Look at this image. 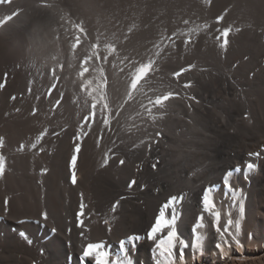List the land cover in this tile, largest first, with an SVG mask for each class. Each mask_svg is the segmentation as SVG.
<instances>
[{"label":"bare ground","instance_id":"obj_1","mask_svg":"<svg viewBox=\"0 0 264 264\" xmlns=\"http://www.w3.org/2000/svg\"><path fill=\"white\" fill-rule=\"evenodd\" d=\"M0 46L28 91L56 85L37 108L52 107L53 122L73 121L80 132H92L101 160L114 150L108 165L119 160L121 167L98 171L107 184L131 176L127 200L82 196L85 232L74 231V207L60 203L41 206L47 224L29 223L27 235L15 222L28 218L21 216L32 203L4 198L0 264H7L9 249L31 258L18 264H81L96 241L111 250L110 261L123 258L125 241L133 264H156L155 244L169 230L156 241L147 233L165 212L189 244L184 264H264V151L251 155L255 125L264 123L251 107L264 108V59L255 75L241 72L264 56V0H0ZM242 78L255 99L237 87ZM237 113L245 115L243 129L234 122ZM9 145L6 154L15 153ZM84 158L77 153L73 159L81 165ZM248 163L255 171L247 172ZM229 172L232 192L224 186ZM208 189L221 229L229 218L240 219L244 205L242 247L227 237L226 257L215 248L214 216L202 207ZM194 228L206 238L202 255L190 247ZM131 236L141 238L134 247L127 245Z\"/></svg>","mask_w":264,"mask_h":264},{"label":"rangeland","instance_id":"obj_2","mask_svg":"<svg viewBox=\"0 0 264 264\" xmlns=\"http://www.w3.org/2000/svg\"><path fill=\"white\" fill-rule=\"evenodd\" d=\"M3 49L0 46V203L4 201V198H15L17 201L32 203L28 209L23 211L21 216V218H28L15 222L22 232L30 230L29 223L33 225L35 222L43 221L47 224L42 219L41 206L67 203L75 209V215L72 217L74 231L85 232L81 223L83 215L79 211L82 196L100 202L127 200L130 197L127 192L130 190L131 176L122 174L121 178L114 181L112 185L107 184L99 176L98 171L121 167L119 160L113 161L110 166L108 165L110 161L107 162V159L111 157L114 150L111 149L106 153V162L101 160L97 152L99 144L92 132H80L79 126L73 121L53 122L55 121V111L51 106L52 109L47 111L42 107L37 108L38 104L44 103L43 98L54 93L56 85L45 86L46 90L43 88L40 90L38 83L36 92H31V89L28 91L27 87L24 86L26 84L21 82L23 79L20 80L22 73L17 78L20 71L17 68L16 71L11 62L8 61L7 64L8 57L5 55L6 52L2 51ZM263 57L258 59L259 62L252 61L253 63L243 67L241 72L249 77L255 75L261 69L260 61L264 59ZM8 65L14 68V71ZM239 83L237 87L243 94L245 93V97L252 98L251 93L246 92L248 89L247 78L240 79ZM38 94V100L32 98ZM28 100L33 104L29 103ZM51 104L53 101H50ZM55 107L57 106L54 103ZM251 107L257 116L261 115L264 121V108H259L258 111L253 104ZM244 119L245 115L243 116L242 113H237L234 118L239 129L245 127ZM255 127L256 130L251 137V142L254 145V151L251 155L264 151V123L258 122ZM103 138L104 134L100 136V139ZM9 144L15 145L16 148L13 146L15 153L6 154V149L10 148ZM77 153H84L85 160L81 165L79 164L80 160L74 162L73 158ZM96 158L99 162H96ZM36 162H40L37 165H41L43 162L44 165L36 167ZM6 192H9L8 197ZM59 231L62 230L59 229ZM22 232L18 233L17 231L16 237L25 241L29 246L32 245L31 240H25L21 236ZM26 234L30 235L29 233ZM78 236L81 237L83 234L78 233ZM95 244L99 245L100 242L96 241ZM4 255L7 264L27 263L31 260L27 254L20 252L19 249H9L8 253H4ZM2 259L0 258L1 261Z\"/></svg>","mask_w":264,"mask_h":264},{"label":"snow or ice","instance_id":"obj_3","mask_svg":"<svg viewBox=\"0 0 264 264\" xmlns=\"http://www.w3.org/2000/svg\"><path fill=\"white\" fill-rule=\"evenodd\" d=\"M247 172L255 171L256 165L251 163L246 164ZM237 173L240 172V168L237 167L235 170ZM232 175L231 172L227 173L224 177V186L228 189L229 192H232V187L229 183V177ZM247 179V174L245 175ZM134 183V182H133ZM234 198H240V192H233ZM202 207L205 212H208L214 216L216 227L215 230L219 234L218 242L215 244V248L220 252L222 257H226L228 252L226 251V247H231L229 243V239L235 243L236 247L239 249L242 247L241 241L238 237L241 235V220L244 218V205L241 202L239 205V213L240 219L236 220L235 223L231 218L227 220V226L221 229V213L216 210V204L213 200L211 189L205 191L202 196ZM46 218V217H45ZM175 220H169L167 212L163 216H158L155 224L152 229L147 233L148 241H156L158 236L163 234L165 230H169V233L163 240L159 239V241L155 244V249L157 250V254L160 259L156 261V264H177L176 260V250L177 245H179V264H184L185 261V253L184 249L189 248V244L187 241L179 237L177 230L175 229ZM199 227V225L197 226ZM234 228V233L230 229ZM194 240L191 243V249L193 253L199 252L201 255L203 254V247L205 243V236L197 234L196 229H193ZM21 236L26 238L25 233H21ZM139 236H131L127 238V245L135 246V243L140 240ZM30 242V241H29ZM101 245L89 246L84 250L83 256L81 257V264H86V259L90 256L94 257L96 260V264H133V261L128 256V249L126 246V242H122V247L119 249L121 253H123V258H116L114 261H110V257L112 256L111 250L105 248L103 251L101 250Z\"/></svg>","mask_w":264,"mask_h":264}]
</instances>
